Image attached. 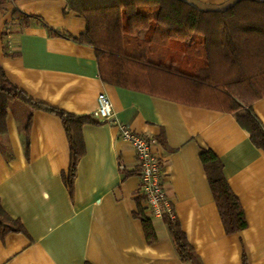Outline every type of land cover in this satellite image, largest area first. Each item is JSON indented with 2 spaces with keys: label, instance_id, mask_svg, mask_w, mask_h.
Instances as JSON below:
<instances>
[{
  "label": "crops",
  "instance_id": "1",
  "mask_svg": "<svg viewBox=\"0 0 264 264\" xmlns=\"http://www.w3.org/2000/svg\"><path fill=\"white\" fill-rule=\"evenodd\" d=\"M181 1L221 11L239 0ZM85 26L65 0H0V69L8 80L35 102L96 120L81 127L83 154L70 189L60 118L20 106L9 110L0 139V205L15 230L0 234V264H193L180 260L163 218L143 207L135 151L120 137L119 123L153 140L171 218L201 264H264V148L235 114L213 104L101 80L95 47L79 41ZM152 43V57L169 62L164 43ZM169 50L176 52L174 67L191 70L180 47ZM99 93L111 102V122L95 115ZM248 107L264 132V96ZM208 149L243 210L246 227L234 234L225 232L200 160ZM142 208L155 231L152 242L138 218Z\"/></svg>",
  "mask_w": 264,
  "mask_h": 264
},
{
  "label": "trees",
  "instance_id": "2",
  "mask_svg": "<svg viewBox=\"0 0 264 264\" xmlns=\"http://www.w3.org/2000/svg\"><path fill=\"white\" fill-rule=\"evenodd\" d=\"M86 22L79 41L95 47L100 78L104 82L136 90L158 91L188 104H213L235 117L257 146L264 148V132L248 106L264 96V1L239 0L225 10L203 11L181 0H65ZM162 41L169 62L155 60L153 43ZM179 40L172 43L173 40ZM172 46L180 47L185 65L174 67ZM195 56L194 58L192 56ZM199 65L198 71L193 67ZM158 69L159 74L153 69ZM210 90V92H208ZM242 105L247 106L242 111ZM17 106L58 116L65 130L70 160L66 176L71 189L76 165L83 154L81 127L96 120L35 102L15 87L0 69V139L5 134L9 110ZM31 113L27 114L28 130ZM27 143V142H26ZM200 160L227 234L246 227L243 210L211 150H202ZM141 196V195H140ZM143 199V197H140ZM138 218L148 242L156 236L150 219L139 210ZM181 261L201 264L179 224L163 215ZM0 205V234L15 230ZM89 264V263H86ZM244 264L246 262L244 261Z\"/></svg>",
  "mask_w": 264,
  "mask_h": 264
},
{
  "label": "built area",
  "instance_id": "3",
  "mask_svg": "<svg viewBox=\"0 0 264 264\" xmlns=\"http://www.w3.org/2000/svg\"><path fill=\"white\" fill-rule=\"evenodd\" d=\"M97 119L104 122L113 121V110L109 98L104 93L97 95ZM120 137L134 148L139 170L140 194L143 197V207L152 215L172 217V207L165 195L162 183V168L158 158L152 152L153 140L145 139L133 132L125 124H118Z\"/></svg>",
  "mask_w": 264,
  "mask_h": 264
}]
</instances>
